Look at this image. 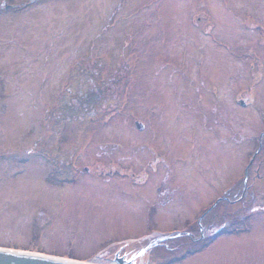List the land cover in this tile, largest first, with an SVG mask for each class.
<instances>
[{
    "label": "rangeland",
    "instance_id": "1",
    "mask_svg": "<svg viewBox=\"0 0 264 264\" xmlns=\"http://www.w3.org/2000/svg\"><path fill=\"white\" fill-rule=\"evenodd\" d=\"M97 82L108 108L66 117ZM261 117L264 0H0V248L264 264V206L223 204L204 226L251 230L190 245L240 195Z\"/></svg>",
    "mask_w": 264,
    "mask_h": 264
},
{
    "label": "flooded vegetation",
    "instance_id": "2",
    "mask_svg": "<svg viewBox=\"0 0 264 264\" xmlns=\"http://www.w3.org/2000/svg\"><path fill=\"white\" fill-rule=\"evenodd\" d=\"M96 85H97V87H96L97 91H95L96 92V99L97 100L103 99L102 91L104 90V88H101L99 86V85H101V86H103V85L101 83H98V82ZM85 100H87V98ZM241 103H242V101H241ZM96 105H97L96 106L97 108L100 107V105L98 103ZM69 106H70V104H69ZM69 115H70V111L68 113L67 112L65 113V116L70 118ZM261 124L263 127L264 126V117H261ZM257 143L258 144H257L256 150L253 152L250 160L248 161V164L245 166V169H244L243 181L241 182L242 189H241L240 195L237 196V194H235L232 197V195H233L232 184H230L229 186H227L226 188L221 190L219 196L214 198L212 201L208 202L206 204V206L203 207L202 210L199 209L197 212L198 213L197 216L194 219H192V221L194 220L196 227L200 228V231H198V232H201V235L198 237V239L196 238L193 242L203 241L205 237H209L210 235H212V241H213L214 239H217L219 237L222 238L223 236L230 234L231 231H234L235 234H238V233L240 234L242 231L251 230L250 228H247V229H242V230L234 229L231 231H226L225 228H227L226 227L227 222H225L224 225H222V226H217V227L207 226L206 227L203 225V221L206 220V218L208 219V217L217 208H220L221 206H223V204L233 205V204L245 202V203L249 204V208L246 211H253V212L254 211L256 212L257 209H261L262 206H264L263 190H261V188L259 187V183L262 182L264 179L263 175H262V172L264 173V128L259 134ZM229 205H224L225 206L224 208H226ZM244 207H246V205H243V208ZM227 211L228 210H225V212L222 214L223 217L226 216ZM248 216H249L248 213H246L243 216L244 225L249 220ZM187 220H189V219H187ZM236 223L237 224L240 223V220L238 222V218H236ZM215 228H217V229H215ZM210 231H213V232L211 234H208V232H210ZM183 235H185L186 237L192 236V234L189 232H184ZM157 244H158L157 240H153V241L149 242V244L146 247L149 250V249L157 246ZM128 258L129 257H127V256L120 255V252H118L115 256V259H118V261H120V262H125L128 260Z\"/></svg>",
    "mask_w": 264,
    "mask_h": 264
},
{
    "label": "water",
    "instance_id": "3",
    "mask_svg": "<svg viewBox=\"0 0 264 264\" xmlns=\"http://www.w3.org/2000/svg\"><path fill=\"white\" fill-rule=\"evenodd\" d=\"M242 104L245 105L243 101ZM139 129H142V126L139 125ZM147 250L148 248L142 250L141 252L132 256L125 262H120L118 261V259L116 260L120 264H132L136 260V258L143 255ZM0 264H86V263L59 258V257H53L39 253L0 248Z\"/></svg>",
    "mask_w": 264,
    "mask_h": 264
},
{
    "label": "trees",
    "instance_id": "4",
    "mask_svg": "<svg viewBox=\"0 0 264 264\" xmlns=\"http://www.w3.org/2000/svg\"><path fill=\"white\" fill-rule=\"evenodd\" d=\"M109 88V87H108ZM103 93V99H96V92L93 91V93H90V97L87 98V100L82 99V97H75L74 100H69L66 97L63 98V103L66 106V111L65 113L70 111V118L72 114L80 113L81 116L84 118L88 115L89 109L92 107L94 108L96 104L98 103L100 107H103V109L108 108V103L111 100V97H109L110 91L106 88L105 90L102 91ZM70 104V106H69ZM73 117V116H72ZM77 118V117H74ZM188 238V237H187ZM195 244V242H191L190 245ZM190 250V249H186Z\"/></svg>",
    "mask_w": 264,
    "mask_h": 264
},
{
    "label": "bare ground",
    "instance_id": "5",
    "mask_svg": "<svg viewBox=\"0 0 264 264\" xmlns=\"http://www.w3.org/2000/svg\"><path fill=\"white\" fill-rule=\"evenodd\" d=\"M90 264H92V263H90ZM112 264H117V263H112Z\"/></svg>",
    "mask_w": 264,
    "mask_h": 264
}]
</instances>
